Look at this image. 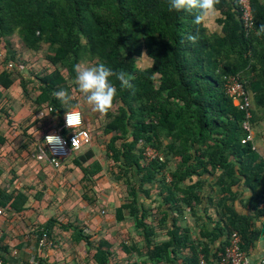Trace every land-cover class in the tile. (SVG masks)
Masks as SVG:
<instances>
[{"label": "trees", "instance_id": "16d2710c", "mask_svg": "<svg viewBox=\"0 0 264 264\" xmlns=\"http://www.w3.org/2000/svg\"><path fill=\"white\" fill-rule=\"evenodd\" d=\"M249 1L255 26L246 35L237 0H220L214 29L195 24V12L169 11L168 0H0V125L21 132L22 147L30 145V156L43 161L37 158L36 134L62 124L64 113L77 105L94 119V129L84 128L89 145L98 144L110 162L108 170L101 173L97 161L83 166L94 157L91 149L80 154L89 145L71 156L72 163L83 172V182L100 173L125 186V201L114 217L124 221L126 211L140 237L128 245L122 242L127 256L137 253L131 264H199L201 254L218 264L217 254L233 232L245 251L262 233L256 221L264 218L258 209L264 200V151L256 138L264 144V34L256 31L264 23V0ZM189 35H198L196 43ZM35 55L43 58L45 69L32 68ZM141 57L150 64L140 67ZM96 62L134 76L132 89H121L112 79L117 95L106 114L92 111L74 83L75 65ZM235 75L251 102L253 143H242L245 114L226 94L227 80ZM14 88L29 105L32 120L12 119L7 92ZM61 89L71 96L68 104L53 96ZM1 133L0 128V146L10 142ZM149 148L161 160L148 159L144 154ZM205 200L219 217L212 231L199 216L201 210L206 213ZM26 201L0 191L2 216L21 211ZM186 215L200 237L193 238ZM53 223L39 226L38 234L47 231L52 240ZM61 228L69 231L72 225ZM160 233L166 238L159 239ZM75 235L93 246L82 229ZM94 249L96 264L112 259L104 240ZM35 258L46 264L40 255Z\"/></svg>", "mask_w": 264, "mask_h": 264}, {"label": "crops", "instance_id": "0c3cea01", "mask_svg": "<svg viewBox=\"0 0 264 264\" xmlns=\"http://www.w3.org/2000/svg\"><path fill=\"white\" fill-rule=\"evenodd\" d=\"M7 93L12 119L16 123L25 119L32 120L29 105L21 100V91L14 88ZM82 115L84 127L94 129V119L86 114ZM56 125L58 123L44 130V135ZM1 134L7 136L10 142L0 146V191L8 195L14 194L18 198L24 196L27 199L21 211H6L0 217V254L2 253L4 264H31L30 261L35 254H39L46 264H96L92 256L99 240L109 244L112 259L108 264L135 262L137 253L132 251L130 256H127L121 245L122 242L127 245L131 241L138 242L140 237L135 233L132 220L128 218L126 211L124 221L116 222L114 217L116 209L126 198V188L122 183L116 185L108 175L99 177L100 173L92 176L90 181L83 182V172L72 163L73 154L57 165L39 161L30 156L32 151L30 145L25 149L22 147L25 141L21 132L14 133L9 128V132ZM44 135L42 133L35 135L39 147L43 144ZM11 139H17V142L11 143ZM256 144L264 151L261 139L256 138ZM89 149L93 151L94 157L83 166H89L97 161L102 166L101 173H105L110 162L103 159V153H100L94 142L80 154ZM84 195L91 202L86 201ZM154 198L156 197L152 199ZM143 203L148 205L150 201ZM151 205L156 208L158 204L152 202ZM237 205V211L244 213L240 204ZM203 207L207 209L206 213L201 210L199 216L203 225L212 231L219 217L215 210L208 206L207 200L203 202ZM205 214L210 219H207ZM48 220H54L51 231L52 246L41 251L37 245L39 237L37 229ZM185 223L192 227L194 239L200 237V230L193 219L187 218L186 215ZM65 225H72V228L69 231L61 228ZM256 228L262 233L249 249V254L254 264H264V218L256 221ZM77 229H82L83 235L91 236L90 240L94 242L92 247L87 246L82 239H76ZM165 238V235L160 233L159 239ZM211 259L210 256L208 261L205 260L211 264Z\"/></svg>", "mask_w": 264, "mask_h": 264}, {"label": "built area", "instance_id": "2783aa9c", "mask_svg": "<svg viewBox=\"0 0 264 264\" xmlns=\"http://www.w3.org/2000/svg\"><path fill=\"white\" fill-rule=\"evenodd\" d=\"M240 9V18L242 22L243 31L246 35H249L255 26V20L252 13L249 0H237ZM10 67V66H9ZM226 94L232 98L235 102V105L240 111H243L245 114V119L242 124L243 130L246 132V136L242 140V143L252 142L254 140V133L250 127L251 112L250 106L251 102L249 99L248 92L243 88V83L239 75L231 76L227 80L226 84ZM71 109V108H70ZM80 111V110H79ZM81 123L77 126L69 128L66 125L65 113L62 117V124L56 125L50 131L44 135L43 144L38 148L39 159L44 162L57 165L64 159H67L72 154L78 152L82 149L83 146L89 145L91 142V137L89 132L84 128V118L81 113ZM56 136L59 138L60 143L47 144L45 142L48 136ZM75 142L73 143V140ZM148 159L159 158L161 157L152 149H147L144 154ZM258 209L264 212V200L259 204ZM2 216V209L0 208V217ZM38 248L42 251L49 249L52 246V241L48 237L47 231H42L39 237L37 238ZM242 239L240 235L236 232H233L229 236L227 246L224 247L222 252L217 254L218 264H254L251 260L249 250H242ZM39 256V254H37ZM36 255V256H37ZM34 256L30 263L31 264H41L37 261ZM0 264H4V261L0 254ZM199 264H209L203 255L199 256Z\"/></svg>", "mask_w": 264, "mask_h": 264}, {"label": "clouds", "instance_id": "9594fccd", "mask_svg": "<svg viewBox=\"0 0 264 264\" xmlns=\"http://www.w3.org/2000/svg\"><path fill=\"white\" fill-rule=\"evenodd\" d=\"M219 2L220 0H168V10L195 12L194 23L208 27L219 16L217 8ZM216 27L219 28L221 26L216 25ZM262 34H264V23H261L256 31L257 36ZM187 39L194 44L198 39V35H189ZM144 56L146 54L142 55V57ZM73 71L75 73L74 83L77 85L79 93L83 95L84 102L90 106L92 111L99 114H106L113 107L117 95L116 84L112 82L113 78L119 82L121 89H132L134 87L132 84L134 76L124 70L113 71L103 62L94 64L79 63L74 66ZM53 96L63 104H68L71 100L68 91L64 89L54 92ZM78 108L79 106L77 105L65 112L66 125L69 128L81 123L82 117ZM45 142L53 144L60 143V140L58 137L50 135ZM74 142L75 139L73 140Z\"/></svg>", "mask_w": 264, "mask_h": 264}, {"label": "rangeland", "instance_id": "374dc122", "mask_svg": "<svg viewBox=\"0 0 264 264\" xmlns=\"http://www.w3.org/2000/svg\"><path fill=\"white\" fill-rule=\"evenodd\" d=\"M214 24H213V22L212 23H210V27L212 28V29H214ZM30 55L29 54H25L24 53V56L23 57H29ZM35 57H37V59H34V57L32 58L31 57V59L33 60V62H31L30 64H31V66H32V68H34V69H37V71L38 70H41V69H45V67H46V64H45V62L43 61V58L41 57V56H39V55H35ZM150 64V62L146 59V58H142L141 59V61L139 62V66L140 67H146V66H148ZM73 97H80V95L79 96H77L75 93H73ZM79 99V98H78ZM80 100V99H79ZM80 102H81V100H80ZM82 103V102H81ZM88 117H90L89 115H87ZM0 122H3V120H1ZM90 123H91V120H90ZM92 124V123H91ZM93 125V124H92ZM1 127V129H2V131H4V132H9V127H7L4 123H2L1 125H0ZM97 146H98V144H96ZM99 147V146H98ZM99 149H100V153H103L102 152V149H101V147H99Z\"/></svg>", "mask_w": 264, "mask_h": 264}]
</instances>
